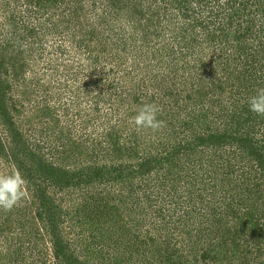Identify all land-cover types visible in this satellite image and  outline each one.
I'll return each instance as SVG.
<instances>
[{
	"label": "rangeland",
	"instance_id": "rangeland-1",
	"mask_svg": "<svg viewBox=\"0 0 264 264\" xmlns=\"http://www.w3.org/2000/svg\"><path fill=\"white\" fill-rule=\"evenodd\" d=\"M124 1L128 0H0V95L4 98L3 111L6 113V116L4 112L0 116V136L10 148L16 143L15 134L19 133L21 136L18 146L15 144L13 152L8 153L11 158L9 161L0 156V177L19 173L24 181L23 193L18 202L11 208L0 207V264H55L50 256L48 230L45 228V222L37 216L40 197L36 196L34 190L40 185L45 187L46 195L61 212V233L77 247L79 258H89V264L90 255H96L93 252L101 249V245L93 246V236L97 237L96 230L106 224L102 221L96 222L94 218V214L99 213V210L103 213L107 211L100 206L102 198L99 202L96 201L98 206L94 202L97 195L100 197V193L108 200L111 194L115 197L111 203H105L115 205V210L107 216L111 220V229L108 231H113L114 238L105 242L108 244L104 250L107 259L110 255L106 264H262L264 256L263 260L262 255L258 257V244L263 251L264 197L261 203L255 202L257 200L252 197V203L248 204L251 208L254 206L257 211L253 221L258 220L254 224L255 233L259 237L254 245H245L250 252H245L246 248L242 246L244 238L238 241V250H232L231 245L227 244L224 248L213 249L211 253L208 251L209 239L195 244L193 238H187L185 251L183 248L175 253L170 250V258H162L165 254L162 252V242L158 241L156 248L150 243L147 244L144 233L146 226L141 225H146L149 221L151 235H165L164 224L174 226L171 230L179 232V225L175 222L164 221L170 222V215L174 214L175 217L180 211L174 210L190 198L189 203L194 204L197 209L192 215L196 218L202 216L204 227L214 224L221 216L223 218L218 223L219 227L228 229L232 219L225 221L226 212H229L226 205L230 202L226 195L227 181L224 177L230 172L228 178L234 192L235 186L241 182L237 179L238 183L234 184L236 177L242 173L241 169L244 170L243 166L256 167V162L245 155L237 158L235 154L232 163H224L227 158L232 157L234 146L225 149L231 151V154H225L218 149L214 155L206 148L198 150L202 157L198 153H190L189 162H181L182 171L176 183L180 189L175 191L169 188L172 182L170 177H163L166 189L156 194L153 182L146 183L145 179L143 180L142 184L146 185L137 188L141 195L140 198L135 197L134 201L138 206H147L145 194H150L153 200L151 207L147 209L161 213L163 219L151 214L146 216V219L138 220L131 215L130 199L133 195H127L120 186L109 185L101 192H97L100 191L98 186L95 190L91 188L85 198L84 193L81 196L79 190H60L49 181L38 179L37 175L31 176L34 173H31V170L41 168L42 162L50 163L61 171L75 172L82 165H91V158H97L96 164L104 165L107 169L112 163L117 164L115 153L120 155L122 152V161L132 166L138 164L145 156L149 159L156 158V153L161 149L158 145L169 143L167 139L173 138L175 133H178L180 141H184L185 137L194 134L192 130L203 132L206 129L204 120L194 122L190 109L195 103L184 100L187 95L199 98L198 104L203 103V108L213 106L212 112L216 115L222 114L221 109L234 113L235 108L242 110L246 105L249 99L244 95L246 92L230 87L233 81L230 82L229 79L241 74V77L252 81L249 75H253L258 67H264V0L232 2L235 7L241 3L248 4L247 10L242 7L238 11L243 15L241 19L244 22L242 21L239 31L236 30L237 34H243L239 41L241 46L252 48L248 50L247 56H239V53L231 50L233 43L229 44L230 47L224 45L234 35L230 19L226 20L225 25L228 36L221 33L213 43L214 48L208 49L205 44L206 49L203 51L200 49L202 47L197 46L194 51L184 52L183 48L180 50L179 41L169 39L174 29L168 31V34L163 31L178 27L173 26L176 20L174 15L178 17V11L182 10L174 0H166L168 6L162 5V0H140L138 6L131 4L133 8L130 7L129 10L134 12V15L119 8L118 4ZM207 1L211 4V0ZM260 3L263 7L261 12L257 11ZM198 7L196 2L188 5L194 15H199L205 20L207 13L200 14L202 12H199ZM145 8L150 13H145ZM139 11L145 13L144 18L135 15ZM158 13L163 14V19L156 18ZM231 14L233 16V12ZM166 17H169L172 23H169ZM177 22L185 27L195 21L189 19L182 23L179 20ZM209 26V30L216 33L222 29L221 25H212L211 20ZM132 27H135V30ZM153 29L154 32H161V35L154 36ZM132 36L136 37L137 42ZM203 37L198 33L196 43L201 42ZM145 40L150 45L144 46ZM114 43L116 46H113ZM167 49L175 55H167ZM197 63L200 68H192V74L195 77L203 74L202 77L211 85V93L206 94L207 91L204 92L199 83H191L188 68ZM216 68L219 70L215 76L213 69ZM219 72L223 74L220 75ZM163 80L167 85L160 96L163 97L164 92H169L172 98L166 100V103H157L161 109L159 121L163 122L162 125L156 129L138 128L133 118L142 105L151 104L148 103L149 99L159 93ZM235 84L242 88L241 81L235 80ZM224 88L225 92L220 96V100L216 101L219 89ZM133 97H140V103H135ZM202 97L205 100H202ZM263 119H260L256 128L253 126L252 141H259V145H264ZM221 122L222 119H218L215 125L209 126L210 129L213 132L215 129L221 132ZM244 129L245 127H242V130ZM228 134L231 135L230 132ZM118 149L121 151L117 152ZM31 154L42 161L40 165L38 161L29 160ZM212 154L218 161H215L216 167H212L211 171L207 166ZM111 155L114 162L110 158ZM16 158L22 161L21 166L14 161ZM219 159L222 162H219ZM200 160L201 165L198 164ZM227 165L233 167L227 168ZM135 166L137 168V165ZM252 173L255 183L259 185L255 192L258 194L261 191L260 194L263 195L262 169L257 172L251 170V174L245 172V178ZM154 174L150 177L153 178ZM159 177L161 178V175ZM246 179L252 183L250 178ZM107 192L109 194H106ZM84 203H87L88 207H81L78 211L77 208ZM159 224L162 225L156 227ZM209 231L211 230L205 232ZM99 235L100 233L98 237ZM135 240L141 241L138 250L135 245L131 247ZM88 244L92 247H88ZM119 253L120 255H117ZM206 253L208 255L203 259ZM177 254H181V262L178 261ZM122 255L127 256L120 260ZM255 256L258 258L255 259ZM111 257L114 261H111ZM116 257L120 262L116 263Z\"/></svg>",
	"mask_w": 264,
	"mask_h": 264
},
{
	"label": "trees",
	"instance_id": "trees-1",
	"mask_svg": "<svg viewBox=\"0 0 264 264\" xmlns=\"http://www.w3.org/2000/svg\"><path fill=\"white\" fill-rule=\"evenodd\" d=\"M139 1L140 0H130V2H134V3H130L128 0V1L121 2L118 5H119V8H121V10H124V12H128L129 14L131 13L132 15H134V12H131L129 9L130 7L133 8L131 4H136V6H138ZM143 1H146V0H143ZM174 1H175V4L177 3L178 7L182 10V12L178 11V17L176 14L174 15L176 20L175 18H173L175 20V23L173 24V26H178V27L163 29V31L166 34H168V31H170L171 29H174L172 32V35H169L170 36L169 39L173 38L174 42L179 41L178 44L181 46L180 50H182L183 48L184 52H191V51H194L197 46H200L202 47L200 48L201 51H203L204 49H206L205 44L208 46V49L214 48L213 43L215 42L216 38L221 36V33H223L226 37L228 36V33H226V27H225V25L227 24L226 23L227 19H230L231 26L233 27L232 29L234 30L232 35L233 34L234 35H233V38L229 40L228 42L226 43L223 42L224 45L226 44L228 47H230L229 44L233 43L234 47L232 48L230 47V49L235 50L236 53H239L240 54L239 56H247L248 50L252 49L251 47L246 48L244 46H241L239 41L241 37L243 36V34H240V32L237 34L236 32V30L239 31V28L242 26V21H243V19H241L243 15H241L238 11L242 7H243V10H247V5H248L247 3H241V5H238L235 7L233 6V3H232L235 0H211V4H209V1L207 0L206 1L204 0H179V1L174 0ZM194 2H196L197 5L199 6L198 10L199 12H202L200 14L203 15V13H207L206 19L204 17L205 20H202L203 17L200 18L199 15H194V13L191 12L190 9L188 8V5ZM166 3H167L166 0H162V5L168 6ZM230 7L232 8L230 10V13H228ZM221 11L222 13H220ZM257 11H260V12L263 11V7L261 6V3ZM144 12L150 13L146 10V8ZM144 12L139 11L135 15H137L138 17L141 16V18H144V15H145ZM232 12H233V16L231 14ZM238 14H240V16ZM162 15H163L162 13L160 14L158 13L156 14L157 16L156 18L163 19ZM218 18L220 19V21H218L219 20ZM189 19H192V21H195V22H190L191 24H187L185 27L184 25H178V22H177L178 20L180 21V23H182L183 21H186V20L189 21ZM166 20L169 23H172L169 17H166ZM209 20H211L212 25L214 24L221 25L222 29H220L218 33H216L213 30H209V27H210ZM121 26L122 25H120V30H121ZM132 28L135 30V27H132ZM160 31H162V29ZM249 31H250L249 33H251V29H249ZM152 32H154V29ZM148 33L149 35L151 34L150 30H148ZM198 33H201V35L204 37L202 38L203 40L201 39L202 41L197 44L195 39ZM159 35H161V32H156V31L154 32V36H159ZM125 36H128V35H125ZM132 39L136 41V37L132 36ZM150 39L151 41H153L152 37H150ZM143 42H144L143 43L144 46L150 45L148 42L146 43V40ZM193 43H194V46H193ZM113 46H116V44L114 43ZM168 49L166 52L167 55L170 53L175 55V53L171 51V49H170L171 52L169 53ZM254 53L256 52L254 51ZM250 55L252 57H256L255 55H252V54ZM253 60L257 61L256 58H253ZM196 67L200 68V65L197 63L195 66L188 68V73H189V78L191 80V83H193L194 85V83L196 84L197 82L200 84L201 89H203L204 92L207 91L206 94L211 93V85L208 83L209 81L206 78L202 77L203 74L200 73L196 77L192 74L191 69L196 68ZM263 69L264 67H258V69L253 72V75H249L252 81L248 80L246 77H241V74L236 77H230L229 79L230 82L231 80L233 81V84H231L230 87H234L236 90H241L242 92H246L244 93L245 97L246 96L250 97V95H254L255 92L259 88L264 87V70ZM217 70L219 69L218 68L213 69L215 76L218 74ZM219 73L220 75L223 74L222 72H219ZM235 80L241 81L242 88L238 87L235 84ZM219 83L220 81L218 79L217 84ZM166 85L167 84L163 80V82L159 86L160 87L159 93L155 95L152 99H149L148 103L155 104L157 107H159L157 103H166V100L169 101V98L170 99L172 98L169 92H164L165 94L163 93L164 94L163 97L160 96L161 91L163 90L164 87L166 88ZM219 91L220 93L218 92L219 95L215 99L216 101L220 100V96L223 95V93L225 92V88L219 89ZM133 98H134L135 103H140L141 101L140 97H133ZM184 100L186 101L188 100L191 103H195V105L190 109L191 114L194 116V122L204 120L203 124L205 125L206 129H204L203 132L192 130L194 134L185 137L184 141H180L178 139L179 137L178 133H175V136H173V138L167 139L169 143H166L164 145H161V144L158 145L161 147V149L158 151V153H156V156H157L156 158L153 157L149 159L148 156L143 157L138 162V164H135L137 165V168H135L136 167L135 165L134 167L132 166V164L127 163L124 160L122 161V158H121L122 152L120 155L115 153V156H116L115 162H117V164L112 163L107 169L104 168V165L99 166L96 164L95 161L97 160V158H94V159L91 158V160L93 161V162L91 161L92 162L91 165H82L75 172L61 171V169L54 167L50 163H47V162L43 163L40 159L37 158L36 155L31 154V156L29 157L30 161H33V162L38 161L40 162L39 165L42 162V164L40 165L41 168L38 167V169L36 170H33V169L31 170V173L34 172L31 176L33 177L37 175L38 179H42V181L46 180V182L49 181L51 185L58 187L60 190H64V189H74L77 191L79 190V193L81 194V196L83 195L82 193H84L85 198L87 194L90 193L89 189L91 188H92L91 190H95L99 187L100 191H97V192H101L103 189H106V187H108L109 185L118 186V187L120 186V187H123V190L127 193V195L128 194L133 195V198L130 199V202L132 205L131 215H134L135 218H138V220H141L142 218L146 219V216L151 215V214H154V216L157 218L163 219L164 216L161 213H157V211L150 212L149 211L150 209H147V207L148 208L151 207V203L153 200L150 194H145V197H146L145 201L147 203V206H138L137 203L134 201V199H136L135 197L140 198V195H141L140 190H139L140 186L145 187L146 183H149L150 181H152L153 187L156 188V192L154 194H156L166 189L165 179L171 178L172 182L169 188H171L172 191L180 189L176 186V183L179 181L177 179H180L179 178L180 171H182L181 162L182 161H184L185 163L189 162L188 156L190 153L194 154L193 152H195V153H198L200 157H202L203 155L198 150H200L199 148H206L208 152H212V153L218 151L219 149L221 151H224L225 154L226 152L228 154H231V151L229 152V151H226L225 149H227L228 147L232 148L234 146L235 150L232 151L233 153L232 157L231 158L226 157L227 159L224 161V163H229V162L232 163V160L235 158V154L237 155V158L243 157L245 155L251 160L256 162V167H251V166L244 167L243 166L244 170L241 169L242 173L239 174L238 178L236 177L237 182L235 181L234 184L238 183L239 180L237 179H240L241 182L235 186L234 192L231 188L232 185L230 184L231 182L228 178L230 172H227L226 176L224 177V180L227 181L226 195L228 196L229 198L228 201L230 202V203H227L226 205V208L227 210H229V212H226L227 215L225 216V221L228 222L230 221V218L232 219L231 226L228 229L223 230L219 227L218 223L223 218L221 216L215 221L214 224H210L209 227H204L203 226L205 224L204 218H202V216L200 218H196V217H193L194 215H192V213L195 212L197 209L196 207H194V204L189 203L191 201L190 198L186 202H183L182 204H180L181 206H178V207L176 206L177 209H175L174 211L178 209L180 211L179 213L178 212L176 213L175 217H174V214L170 215L171 217L170 222L164 221V223L175 222L176 225H179V228H178L179 232H175L171 230V227L174 228V226L164 224L163 229L166 232H163V233L165 235H161V234L151 235V232L149 230L151 228L149 221L146 225L145 224H141V225L146 226L144 233L146 235L147 244L150 243L153 248H156L157 242L158 241L162 242L163 245L161 246V248L164 246L162 252L163 254L165 252L162 258L165 257L169 259L170 256L168 255L170 253V250H172L174 253L182 248L184 250L187 247V241H186L187 238L191 240L193 238V243L195 244H200L201 242L209 239V243H208V246H209L208 248H210L208 250L209 253L213 252V249H216L217 247L218 249H220V247L224 248V246H227V244L231 245L232 250H238L240 248V243H238V241H240L241 238H244L242 242V246L246 248L245 252H250L247 249V246L245 245H249L250 243H253L254 245V242L256 240H259V237L255 233L256 225L254 224L258 220H255L256 222L253 221V219H255V212L257 211L254 208V206H252L251 208L250 205L248 204L249 202L252 203V197L254 198V200H257L255 202L261 203L263 200L264 194L261 195L260 194L261 191L258 194L255 192L256 189L259 187V185L255 183V176H253V173L251 176L246 177V178H250L252 183L248 182V180L245 178L244 175H246L247 173L251 174V170L254 172H257V171H261L262 169V173L264 176V149H263L264 145L257 144L259 142L257 140H255V143L252 141L253 126L256 128L258 122H260V119L264 118V115H258L256 113L250 112L248 103H246V105L242 107V110H240V108H237V109L235 108L234 113H232V112L224 111L221 109L222 114L216 115L214 112H212L213 106L203 108V106H205L203 103L198 104V102L200 101L199 98H196V97L191 98L190 95H187ZM202 100H205L204 97H202ZM4 104H5L4 98L1 97L0 95V116L2 115L3 112L6 116L5 111H3ZM159 112H161L160 108H159ZM171 114H172V111H171ZM227 117L229 119H226ZM157 119L161 120L160 113H158ZM218 119H222L220 126H222L223 129L221 132L216 129L213 132L209 126L212 124L215 125ZM262 126L264 127V119H263ZM242 127H245V129L242 130ZM229 132L231 133V135L228 134ZM15 136L17 137V140H16V143H14V140L12 139V142L14 143V145L11 148L10 146L6 145L3 142L0 136V156L5 158L7 161H9V158H10L8 155L9 151L13 152L15 144L17 143L19 144L21 140V136L19 133H16ZM188 139H193V140L188 141ZM262 140H264V138ZM23 149H24V146H23ZM241 150H243L244 152ZM120 151H121L120 149L117 150V152H120ZM112 156L113 155H111L110 158H112V161H113ZM14 161L17 163L18 166L22 165V161H20L19 159L17 160L16 158V160ZM215 161H218V159L216 157H213V154H212L210 156V161L207 166L209 170L212 171V167L215 169L216 167ZM199 162L200 163L198 164L201 165L202 160H200ZM219 162H222V160L219 159ZM164 165L165 167L163 168ZM232 167L227 165V168H232ZM184 173L186 174L187 172L185 171ZM153 174L154 176L153 178H151L150 175H153ZM159 175H161V178L159 177ZM144 179L146 181L145 185L142 184ZM34 192L36 193V196L38 195L40 197V207L37 208V216L40 218L41 221L45 222L44 223L46 225L45 228L48 230L47 234L49 236V240L51 244L50 256H52L54 263L55 264H89V261H88L89 258H87V260H85V258H79V254L76 249L77 247L75 245L73 246L67 240V236L61 233L62 231L60 227L63 222V220L60 219L62 217L61 212L60 210L57 209L52 199L46 195L45 187H42V185H40L39 187H37V189L34 190ZM103 192H106V191H103ZM106 194H109V193L107 192ZM114 198L115 197L112 196L111 194L108 200L106 196H104L101 193H100V197H98V195L97 197H95L94 202L96 201L99 202V200L101 199L102 204L100 206L106 209L107 211L103 213V211L99 210V213L94 214V218L96 222L102 221L103 223H106V224L102 228L99 227L96 230L97 237L93 236V239L95 242L93 246L101 245V249L93 252V254H96V255H90L91 256L90 264H94V262L95 264H106L110 257L109 255L107 259V255L104 253V250L107 249L108 247V244H106L105 242L107 240L114 238L113 231L112 232L108 231L109 228L111 229V226H110L111 220L108 219L107 216L111 215L112 212L115 210L114 208L115 205H106L105 203L106 202L107 204L111 203ZM116 198L118 197L116 196ZM98 202H96L97 206H98ZM103 204L105 205L103 206ZM84 206L88 207L87 203L80 204V206L77 208L78 211L81 207H84ZM180 213L182 214L181 216H180ZM259 219H260V214H259ZM136 222L138 221L136 220ZM161 225L162 224H159V226L156 225V227H160ZM194 227L196 229H194ZM207 230H211V231L205 232ZM99 233H100L99 235L100 237H98ZM97 238H99L98 240L99 242L97 241ZM125 243H127V240L125 241ZM140 243L141 241L135 240L133 243H131V247L132 245H135L136 249L138 250ZM128 244H130V242ZM166 245L168 247H165ZM88 247H92L91 244H88ZM109 250L110 248L107 250L108 254L110 253ZM31 251L34 252V250H31ZM263 253H264V248H263V251H261L260 244H258V257L262 255L261 260H263V256H264ZM31 254L32 253L30 252V255ZM117 255H120V253ZM131 255H134V254L131 253ZM207 255L208 253H206L203 256V259L206 258ZM126 256H123V255L120 256V260L121 258H125ZM242 257L244 259V254H242ZM258 257L255 256L254 258L257 259ZM177 258L179 261L181 259V254H177ZM214 258H216V256ZM116 259L118 260L116 263L120 262L118 257H116ZM111 261H114L113 257H111ZM111 261L110 263H112ZM262 264H264V260Z\"/></svg>",
	"mask_w": 264,
	"mask_h": 264
},
{
	"label": "clouds",
	"instance_id": "clouds-1",
	"mask_svg": "<svg viewBox=\"0 0 264 264\" xmlns=\"http://www.w3.org/2000/svg\"><path fill=\"white\" fill-rule=\"evenodd\" d=\"M249 110L258 115H264V87L259 88L248 101ZM159 108L155 104H144L133 118L138 128L156 129L162 121L157 119ZM23 177L19 173H12L7 177H0V207L11 208L21 198L23 193Z\"/></svg>",
	"mask_w": 264,
	"mask_h": 264
}]
</instances>
